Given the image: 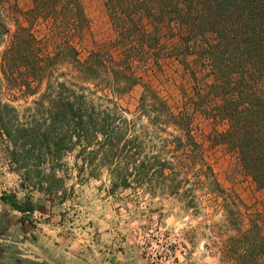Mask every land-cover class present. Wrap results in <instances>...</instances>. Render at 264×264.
<instances>
[{
  "label": "rangeland",
  "instance_id": "374dc122",
  "mask_svg": "<svg viewBox=\"0 0 264 264\" xmlns=\"http://www.w3.org/2000/svg\"><path fill=\"white\" fill-rule=\"evenodd\" d=\"M81 3L88 25L75 43L79 59L83 62L92 57L98 67H111L110 55L117 58L115 33L104 2L81 0ZM32 5L33 0H0V33L4 27L8 30L0 34V53L18 27L28 28L42 48L48 44V51L54 55L52 75L47 78L85 87L104 104L111 105L106 99L114 101L125 117L137 119L138 132L144 126L160 136L149 149L162 151L163 156L173 159L174 166L168 181L160 188L152 183L111 190L104 168L93 176L85 172L79 176L73 165L74 153H69L56 173L61 181L51 190L48 184L39 189L27 183L10 166V157L20 150L15 149L3 125L7 119L13 126L25 121L33 125L40 119L36 101L46 80L33 85L36 93L29 94L31 90L7 82L0 70V255L20 249L27 261L32 258L29 264H62V259L48 257L42 245L22 227L23 221L31 223L55 211L59 216L65 215L66 220L67 212L87 213L104 234L103 239H108L106 235L110 236L113 229L114 234H120L119 249L142 257L146 264H160L156 255L163 243H170L174 251V256L163 264H248L244 234L249 228L264 231V189L252 181L237 154L220 137L228 123L221 114L211 113L208 64L196 54L185 57L186 60L167 54L157 62L147 57L136 71L135 83L124 86L123 78L115 82L103 71L83 72L80 63L63 52L57 53L51 45L50 26L28 13ZM185 33L177 25L162 24L158 29L166 47ZM153 97L163 100L173 113L185 109L191 114L190 131L196 145L185 143L182 131L172 126L149 125L145 116L141 117L157 109ZM176 136L183 141H176ZM161 140L166 145L164 150ZM172 189L177 192L167 193ZM153 190L163 193L149 192ZM3 196L13 198L21 207L29 202L40 203L39 210L45 213L37 211L33 215L31 210H17L4 202ZM61 221L62 218L55 220ZM13 260L8 263L16 264Z\"/></svg>",
  "mask_w": 264,
  "mask_h": 264
},
{
  "label": "trees",
  "instance_id": "16d2710c",
  "mask_svg": "<svg viewBox=\"0 0 264 264\" xmlns=\"http://www.w3.org/2000/svg\"><path fill=\"white\" fill-rule=\"evenodd\" d=\"M103 2L115 33L117 58L110 55L111 67H98L92 57L83 62L79 59L75 43L88 25L81 0H33L28 13L50 26L51 45L57 53L80 63L83 72L103 71L115 82L123 78L124 86L135 83L136 71L147 57L157 62L167 54L181 60L196 54L211 73L207 92L213 104L211 113L221 114L228 123L221 139L237 154L252 181L264 189V0ZM162 24L180 26L186 33L166 47L158 34ZM2 33L8 30L4 27ZM45 47L31 30L18 27L0 53L1 73L12 86L35 94L31 87L46 80L36 101L40 119L33 125L25 121L15 126L7 119L3 125L15 149L20 150L10 157L11 168L27 183L39 189L48 184L51 190L61 181L56 173L63 157L74 153L78 175L93 176L104 168L111 190L152 183L163 186L174 163L162 151L149 149L160 136L144 126L138 132L137 119L125 117L114 101L106 99L111 105L104 104L85 87L47 78L55 59L48 44ZM152 102L157 109L141 116L149 125L172 126L183 132L185 143L196 145L190 113L185 109L173 113L158 97ZM175 140L183 141L181 136ZM161 143L164 150V140ZM2 200L17 210L31 209L30 202L21 207L13 198L3 196ZM244 236L247 263L264 264V231L249 228Z\"/></svg>",
  "mask_w": 264,
  "mask_h": 264
},
{
  "label": "crops",
  "instance_id": "0c3cea01",
  "mask_svg": "<svg viewBox=\"0 0 264 264\" xmlns=\"http://www.w3.org/2000/svg\"><path fill=\"white\" fill-rule=\"evenodd\" d=\"M29 204L33 215L37 211L38 214L43 212L39 210L40 203ZM66 216L69 219L66 220L65 215L59 216L55 211H50L43 214V219L39 218L31 223L28 220L23 221L22 227L29 237L42 245L48 257L62 259V264H146L142 257L133 256L126 249H119L120 234H114L113 229L110 230V236L106 235L108 239H103L104 234L97 228L95 221L87 217V213L76 212L71 215L67 212ZM60 218L61 222H55ZM0 257V264H10L8 261L11 259L16 264H29L28 261L32 260L28 258L27 261L20 249L3 253Z\"/></svg>",
  "mask_w": 264,
  "mask_h": 264
},
{
  "label": "built area",
  "instance_id": "2783aa9c",
  "mask_svg": "<svg viewBox=\"0 0 264 264\" xmlns=\"http://www.w3.org/2000/svg\"><path fill=\"white\" fill-rule=\"evenodd\" d=\"M161 246H162L161 250L156 255V260L160 264H163V262L168 261L169 259H171L174 256L173 255L174 251H173L170 243H163Z\"/></svg>",
  "mask_w": 264,
  "mask_h": 264
}]
</instances>
